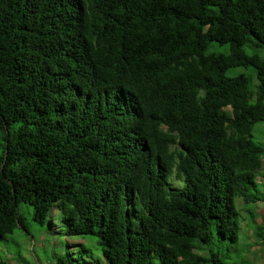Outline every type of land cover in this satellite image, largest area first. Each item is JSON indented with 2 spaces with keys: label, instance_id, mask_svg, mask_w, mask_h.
<instances>
[{
  "label": "trees",
  "instance_id": "1",
  "mask_svg": "<svg viewBox=\"0 0 264 264\" xmlns=\"http://www.w3.org/2000/svg\"><path fill=\"white\" fill-rule=\"evenodd\" d=\"M261 50L264 0H0L1 247L20 226L49 264H252Z\"/></svg>",
  "mask_w": 264,
  "mask_h": 264
},
{
  "label": "rangeland",
  "instance_id": "2",
  "mask_svg": "<svg viewBox=\"0 0 264 264\" xmlns=\"http://www.w3.org/2000/svg\"><path fill=\"white\" fill-rule=\"evenodd\" d=\"M248 52H252L250 47H247ZM260 54L264 57V50L260 51ZM234 71L237 72H250L249 69L237 68L234 70H230L228 75L233 74ZM262 128V125H259ZM259 128V127H258ZM257 137L262 138L264 140V133H257ZM264 170H260L257 173V178L259 182V186H262V181H264ZM264 197V196H263ZM238 206L242 211V221H241V243L244 247V254L246 258L252 264H264V241L256 236V224L252 223L250 218V212L246 210L243 205L241 199L238 201ZM252 214L256 218L257 223L262 226L264 230V201H258L256 204L250 206ZM58 210L55 209L54 212ZM26 222L29 225H32L33 233L31 235L36 236L37 234L43 233L41 232V228L39 225L33 221L31 214L26 216ZM13 235V236H12ZM9 237H13L16 242L9 241L8 247L3 248L2 242H0V258H4L8 260L9 264H49L47 260V253L43 251V249L39 250L41 247L44 249L47 248H56L58 251L61 248L58 246L59 243H52L51 241H45V239L34 240V238H30L31 236L26 235V232L19 226L16 228L14 233ZM84 239L79 238H66V242L69 248L74 247L75 245L84 242Z\"/></svg>",
  "mask_w": 264,
  "mask_h": 264
}]
</instances>
